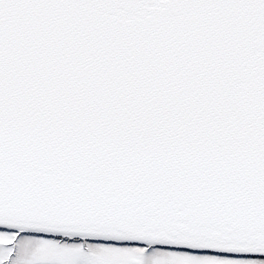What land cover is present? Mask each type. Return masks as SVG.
<instances>
[{
  "label": "snow or ice",
  "instance_id": "1",
  "mask_svg": "<svg viewBox=\"0 0 264 264\" xmlns=\"http://www.w3.org/2000/svg\"><path fill=\"white\" fill-rule=\"evenodd\" d=\"M0 264H264V0H0Z\"/></svg>",
  "mask_w": 264,
  "mask_h": 264
}]
</instances>
